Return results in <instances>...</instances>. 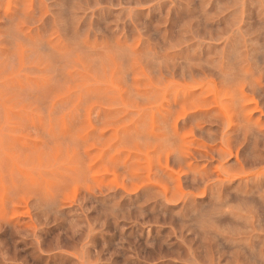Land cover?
I'll use <instances>...</instances> for the list:
<instances>
[{"label":"rangeland","instance_id":"1","mask_svg":"<svg viewBox=\"0 0 264 264\" xmlns=\"http://www.w3.org/2000/svg\"><path fill=\"white\" fill-rule=\"evenodd\" d=\"M0 264H264V0H0Z\"/></svg>","mask_w":264,"mask_h":264}]
</instances>
